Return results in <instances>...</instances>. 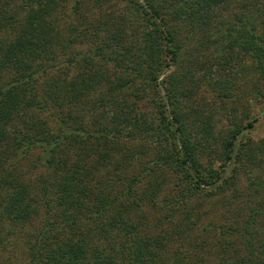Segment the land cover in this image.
I'll return each mask as SVG.
<instances>
[{
  "label": "trees",
  "instance_id": "trees-1",
  "mask_svg": "<svg viewBox=\"0 0 264 264\" xmlns=\"http://www.w3.org/2000/svg\"><path fill=\"white\" fill-rule=\"evenodd\" d=\"M232 8L0 0V264H264V136L223 92L264 106V8Z\"/></svg>",
  "mask_w": 264,
  "mask_h": 264
},
{
  "label": "rangeland",
  "instance_id": "rangeland-1",
  "mask_svg": "<svg viewBox=\"0 0 264 264\" xmlns=\"http://www.w3.org/2000/svg\"><path fill=\"white\" fill-rule=\"evenodd\" d=\"M249 2H254L256 6L260 7V8H264L263 7V3L264 0H229V5L233 6L232 9H235L236 11H238L236 9L237 6H239V4L241 3H249ZM116 3V2H113ZM112 3V4H113ZM109 5V7H111V5ZM119 7H121V5H118ZM231 9V10H232ZM230 11V10H229ZM54 16L57 17H61V18H66V14H64V12H55L53 13ZM260 17H263V14L260 15ZM175 24L176 27L175 29L177 30V41L180 42L181 44H183V48L180 50V64L182 65V63L184 64L185 62H188L187 59H189V53L192 52L191 50V45H193L195 43V37L189 38L191 31H190V27H192V29L194 28V21L190 20V19H185V20H180L177 19L175 20ZM176 68V65H173L171 67V69ZM203 69L198 68V73H202ZM228 76H231L230 73H228ZM238 83V84H237ZM240 80L238 78V82H235V84L233 83L232 85L228 86V88L224 89L223 92H226L227 90H229L228 93H230L231 95H233L234 93H243L241 94V97L238 99V101L236 102L237 108L236 111L238 113L239 116L241 117H245L246 114L248 113V117H253L256 116V121L254 122L253 126H250L249 128L245 129L242 133V137H251L255 140L260 139L261 137L264 136V106L261 103H254L251 99H247L244 95L246 90H242V88H240L241 86H239ZM209 92H207V95H211L213 93L212 89L208 90ZM217 91H214L215 95H218L221 92L215 93ZM225 102L228 101V104L226 106V108L224 109V111H227L228 108L231 106L230 104V100L229 98L224 99ZM223 124V122H222ZM219 127L221 126V123L218 122L217 124ZM239 180H246L245 178L240 177Z\"/></svg>",
  "mask_w": 264,
  "mask_h": 264
}]
</instances>
